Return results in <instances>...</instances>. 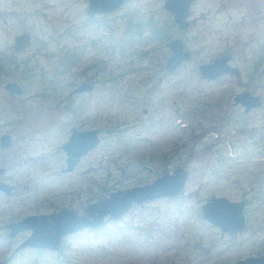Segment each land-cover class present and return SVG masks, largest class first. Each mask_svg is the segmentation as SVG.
Wrapping results in <instances>:
<instances>
[{
  "label": "rangeland",
  "instance_id": "obj_1",
  "mask_svg": "<svg viewBox=\"0 0 264 264\" xmlns=\"http://www.w3.org/2000/svg\"><path fill=\"white\" fill-rule=\"evenodd\" d=\"M162 5L129 0L88 18L86 0H0V58L17 68L0 77V137L10 138L0 147V181L11 188L0 193V262L233 264L264 254V67L253 68L264 55V0H196L184 31ZM153 31L166 41L150 40ZM22 33L30 44L13 53V37ZM174 38L191 58L166 72L165 45ZM73 50L79 61L65 70ZM223 54L238 74L202 80L197 67ZM83 80L93 91L65 100ZM7 81L23 93L8 95ZM242 91L262 102L246 116L231 105ZM71 128L96 129L99 143L65 174L60 147ZM177 167L187 172L177 197L132 206L101 231L66 236L56 252L13 251L29 232L11 238L7 223L61 209L79 215L111 192ZM211 196L244 202L241 234L228 236L202 219Z\"/></svg>",
  "mask_w": 264,
  "mask_h": 264
},
{
  "label": "water",
  "instance_id": "obj_2",
  "mask_svg": "<svg viewBox=\"0 0 264 264\" xmlns=\"http://www.w3.org/2000/svg\"><path fill=\"white\" fill-rule=\"evenodd\" d=\"M85 14L88 17L95 15H107L116 11L123 3L129 0H86ZM196 0H163L162 8L172 18V23L178 31L188 28V11L190 5ZM30 37L26 33L16 35L13 38L12 49L19 53L29 45ZM169 56L166 59L164 70L173 72L185 61L190 60V54L183 50L182 41L178 38L171 39L166 45ZM229 55L223 54L211 60L207 64L197 67V73L202 80L213 82L223 76H235L238 70L228 64ZM4 90L10 95H19L20 87L16 83H7ZM91 87L80 84L72 93L88 92ZM232 106H240L243 114L260 107L261 101L258 95L242 91L231 99ZM9 137H0V147L9 145ZM98 133L96 130L72 129L61 150L65 153V167L62 173H70L81 157L92 151L98 145ZM2 170L0 169V173ZM187 180V172L177 167L171 173H165L152 183L122 190H117L83 207V214L78 216L72 209H63L55 213L30 215L6 225L8 236L14 237L22 232H29L27 238L21 241L14 252L25 248L34 250H48L56 252L59 243L65 236L73 235L83 230L96 231L103 228L107 222L122 218L132 206L157 199H173L178 196ZM10 186L0 181V193L9 195ZM202 219L210 226L228 235H239L244 231L245 220L243 216V202H231L225 198L211 196L200 207ZM9 258L0 262L7 264ZM233 264H264V254L258 257H247L237 260Z\"/></svg>",
  "mask_w": 264,
  "mask_h": 264
},
{
  "label": "trees",
  "instance_id": "obj_3",
  "mask_svg": "<svg viewBox=\"0 0 264 264\" xmlns=\"http://www.w3.org/2000/svg\"><path fill=\"white\" fill-rule=\"evenodd\" d=\"M170 26H172V23L170 21ZM131 38V37H130ZM166 34L163 33L162 31L160 32V34H158V32L156 33L155 31L152 32L151 34V39L154 43H160V44H163L165 41H166ZM145 42H148L147 40H145ZM79 52L78 51H71L70 53H68L67 55V64L65 68V70H68L69 67H73L77 64V62L79 61ZM62 60V59H61ZM64 63V61H62V64ZM13 65V62L8 59V57H4L3 59L0 58V77H9V76H13L11 75V71L13 72L16 68V66H13L15 68H12L9 70V67ZM22 74H25L26 76L27 75H30L31 74V71L25 67V65L22 66ZM258 67H264V55H261L260 58H259V61H257L256 64H254L253 68H255L256 70L258 69ZM6 70H9V72H7ZM264 70V69H263ZM262 70V71H263ZM262 71L259 72V76L262 77L264 75V73H262ZM62 73V72H60Z\"/></svg>",
  "mask_w": 264,
  "mask_h": 264
},
{
  "label": "flooded vegetation",
  "instance_id": "obj_4",
  "mask_svg": "<svg viewBox=\"0 0 264 264\" xmlns=\"http://www.w3.org/2000/svg\"><path fill=\"white\" fill-rule=\"evenodd\" d=\"M126 2H128V1H126ZM126 2H125V3H126ZM123 4H124V3H123ZM123 4H122V5H123ZM122 5H121V6H122ZM86 6H87V1H86ZM85 8H86V7H85ZM84 13H85V9H84ZM111 13H112V12H111ZM109 14H110V13H109ZM85 15H86V14H85ZM107 15H108V14H107ZM96 16H101V15H95V16H92V17H96ZM103 16H106V15H103ZM87 17H88V16H87ZM92 17H88V18H92ZM13 38H14V37H13ZM29 44H30V41H29ZM12 46H13V40H12ZM28 46H29V45H28ZM11 49H12V47H11ZM24 50H25V49H24ZM12 51H13V49H12ZM22 51H23V50H22ZM13 53H15V52L13 51ZM16 54H17V53H16ZM80 54H81V52H79V55H80ZM257 61H258V58H257ZM256 63H257V62H256ZM256 63H255V64H256ZM75 66H76V65H75ZM73 67H74V66H73ZM258 68H259V67H258ZM258 70H259V69H258ZM15 71H16V69L13 71V76L15 75ZM30 71H31V70H30ZM63 71H64V69L60 70L59 72H62V73H63ZM7 72H9V70H8ZM21 72H22V70H21ZM64 72H65V71H64ZM259 72H260V71H259ZM11 73H12V71H11ZM237 74H238V73H237ZM256 75H257V74H256ZM227 77H231V76H223V78H227ZM221 78H222V77H221ZM256 78H258V76H256ZM219 79H220V78H219ZM11 82H12V83H16V84H18V86L20 87V90H21V93H20L19 95H21V94L23 93V87L21 86V84H19L18 82H15V81H7V82H5V83L3 84V87H2L3 91L6 92V91L4 90V85L7 84V83H11ZM207 82H209V81H207ZM82 83H86V84H88V85L91 87V90L88 91V92H82V93H72V92H73V91H74V90H75L80 84H82ZM92 91H93V85H92L91 83H89L88 81H84V80H83L82 82L78 83V84H77V85H76V86H75V87H74V88L68 93V95H67V97L65 98V100H69V98L72 97V96H74V95H77V94H78V95H80V94H88V93H91ZM6 93H7V92H6ZM7 94L10 95L9 93H7ZM19 95H11V96H19ZM233 96H234V95H233ZM233 96H232V97H233ZM231 99H232V98H231ZM231 105H232V103H231ZM261 105H262V102H261ZM261 105H260V107H261ZM260 107H259V108H260ZM239 108H240V107H239ZM259 108L255 109V110H258ZM255 110H250V111H255ZM250 111H249L247 114H243V111H242V108H241V113H242L243 116L248 115V114L250 113ZM72 129L83 130V129H80V128H71L70 131H69V135H70ZM90 130H93V129H90ZM95 130H96V129H95ZM96 131H97V130H96ZM97 133H98V131H97ZM69 135H68V137H69ZM3 136H4V135H3ZM6 136H7V135H6ZM9 139H10V138H9ZM98 139H99V136H98ZM67 140H68V138H67ZM67 140H66V142H67ZM66 142H65V143H66ZM65 143H64V144H65ZM98 143H99V142H98ZM9 145H10V141H9ZM9 145H8L7 147H9ZM62 145H63V144H62ZM62 145H61V146H62ZM97 146H98V145H97ZM97 146H96V147H97ZM7 147H5V148H7ZM1 148H2V147H1ZM60 148H61V147H60ZM93 150H94V149H93ZM64 155H65V153H64ZM83 157H84V156H83ZM81 158H82V157H81ZM81 158H80V159H81ZM79 161H80V160H79ZM79 161H78V162H79ZM78 162H77V163H78ZM76 165H77V164H76ZM76 165H75V167H76ZM64 167H65V160H64ZM64 167H63V168H64ZM75 167H74V169H75ZM74 169H73V171H74ZM1 170H2V169H1ZM62 170H63V169H62ZM62 170H61V172H62ZM73 171H72V172H73ZM2 173H3V170H2V172L0 173V175H1ZM70 173H71V172H70ZM65 174H68V173H65ZM1 182H2V181H1ZM3 183H4V182H3ZM5 184H6V183H5ZM10 190H11V188H10ZM10 193H11V192H10ZM107 196H108V195H107ZM176 197H177V196H176ZM237 202H238V201H237ZM82 209H83V207H82ZM243 209H244V202H243ZM61 210H63V209H61ZM59 211H60V210H59ZM55 212H58V211H53V212H49V213H45V214H50V213H55ZM76 214H77V213H76ZM82 214H83V212H82L81 214H79V215L77 214V215L80 216V215H82ZM35 215H41V214H35ZM243 216H244V214H243ZM244 220H245V225H246V218H245V217H244ZM109 222H111V221L109 220V221L107 222V224H108ZM7 224H8V223H7ZM7 224H6V225H7ZM107 224H106V225H107ZM106 225H105V226H106ZM105 226H104V227H105ZM104 227H103V228H104ZM103 228H101V229H99V230H96V231H94V232L101 231ZM244 229H245V228H244ZM90 231H91V230H90ZM65 237H66V236H65ZM63 238H64V237H63ZM63 238H62V239H63ZM62 239H61V240H62ZM59 247H60V243H59ZM29 249H30V248H29ZM32 250H34V249H32ZM58 250H59V249H58ZM13 251H14V250H13ZM35 251H38V250H35ZM41 251H45V250H41ZM47 251H48V250H47ZM16 253H17V252H16ZM9 261H10V259H9ZM8 263H9V262H8ZM8 263H7V264H8Z\"/></svg>",
  "mask_w": 264,
  "mask_h": 264
}]
</instances>
